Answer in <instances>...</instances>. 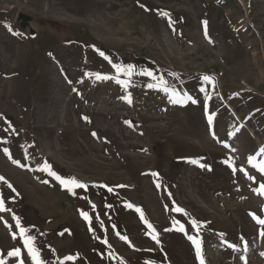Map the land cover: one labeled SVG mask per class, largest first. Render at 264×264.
Wrapping results in <instances>:
<instances>
[{"label": "rangeland", "instance_id": "rangeland-1", "mask_svg": "<svg viewBox=\"0 0 264 264\" xmlns=\"http://www.w3.org/2000/svg\"><path fill=\"white\" fill-rule=\"evenodd\" d=\"M262 148L264 0H0L6 264L15 247L32 264L13 214L46 264H199L174 221L202 240L206 264H264L249 215L264 218ZM45 165L87 189L73 195Z\"/></svg>", "mask_w": 264, "mask_h": 264}, {"label": "snow or ice", "instance_id": "snow-or-ice-1", "mask_svg": "<svg viewBox=\"0 0 264 264\" xmlns=\"http://www.w3.org/2000/svg\"><path fill=\"white\" fill-rule=\"evenodd\" d=\"M162 14L168 15L167 13H162ZM206 23L207 22H205V25H206ZM101 55H103V54L101 53ZM114 67H116L118 71L124 70L119 65H114ZM128 74L131 75V69L130 68L128 70ZM148 75H151V73H148ZM97 79H109V77H106V76L101 77L99 74H97ZM203 79L206 82H210L212 80V78L209 76H204ZM119 82L120 81L117 80V83H119ZM148 87L152 88V87H154V85L149 84ZM165 90L167 91V89H165ZM170 96L172 97V103H183L184 102V98L181 97L180 94L177 93L175 90L171 91ZM187 99H191V97H187ZM192 102L195 103L196 101L193 100ZM129 103H131L130 98H129ZM85 119H87V117H85ZM212 120H213L212 115H208V122L210 125L212 124ZM92 135L96 136V133L93 132ZM225 147H228V145H225ZM4 151L6 154H9L8 149H4ZM260 152L264 153V148L260 149ZM9 156H10V154H9ZM253 160H255V157H250L248 162L251 164L253 162ZM12 162L14 164L20 165V162L17 160H13ZM193 163H196V161H193ZM223 163L227 164L232 169L233 174H235V172L237 171V168L234 165V163H232L229 160H225V161H223ZM200 166L205 167V165H200ZM45 167L48 169L49 175L53 176L61 185H63L70 192H72L73 195H75V192L73 190L76 188L85 189V190L87 189V185L84 184L83 182H80L79 180H77L75 178H73L71 180L63 179L59 175H57L55 172L51 171L49 166L45 165ZM253 167H257V165L253 164ZM240 170L244 171L245 175H247L246 170H244V169H240ZM258 171L261 174H264V161H261L259 163ZM152 175L158 177L159 174L158 173H152ZM249 179H252L253 181H255V177L250 176ZM0 181L7 183L8 188L15 191L12 184L8 183L4 177L0 176ZM44 183H47V181H44ZM156 187L159 188L160 184L157 183ZM108 191L111 192V191H113V189L109 188ZM254 191H257L259 195H264V184H261L259 189H254ZM92 207L95 208V205H93ZM127 207L128 208L135 207V211L140 214L141 221L146 225L147 229L151 230L152 238L154 240H157V242H159L158 236L156 234V230H155L154 226L145 218L143 210L140 207H136L131 203L127 204ZM173 210L175 212H178V213L184 212V210L182 208H180L179 206H175ZM3 211H11V210L6 209L5 201L2 197H0V212H3ZM81 215L85 221H88L89 223H91V218L87 212L82 211ZM249 215H251L253 220H255L256 223L262 227L261 235H264V218H261L255 212L249 213ZM13 219L15 220V228L18 229L19 236L23 240V246L27 250V258H30L32 264H46V261L41 256V251H40L39 247H37V245H36L37 237L35 235L29 234L30 229L26 226H22L20 218L16 217L14 214H13ZM5 223H7V222H5ZM173 223H174V225H178L176 230L185 233L187 238L191 241L192 245L195 248L196 257L199 260V264H206L204 254H203L202 240L198 238V235L197 236L188 235V232H187L184 225L179 224L178 221H174ZM190 224H191V227L193 229H198V227H199L198 222L195 219L191 220ZM91 230L92 229L90 227V231ZM166 230H169V229H166ZM12 238L17 239V234L15 231L12 233ZM120 239L124 240L126 243L131 244V242L128 240L127 236H120ZM104 243H107V240H105ZM229 247L235 248V245L230 244ZM6 255L9 257L18 258V264H25V258H21V249L19 247H15L11 251H8L6 253ZM262 255H264V253H262ZM77 258H78L77 256L69 255V256L65 257L64 259L69 260V261H74ZM0 264H6V262L3 259H0Z\"/></svg>", "mask_w": 264, "mask_h": 264}, {"label": "water", "instance_id": "water-1", "mask_svg": "<svg viewBox=\"0 0 264 264\" xmlns=\"http://www.w3.org/2000/svg\"><path fill=\"white\" fill-rule=\"evenodd\" d=\"M18 17L20 20L23 21L22 23L23 26L27 23V20L29 19V16H27L26 14H22V13H20Z\"/></svg>", "mask_w": 264, "mask_h": 264}]
</instances>
